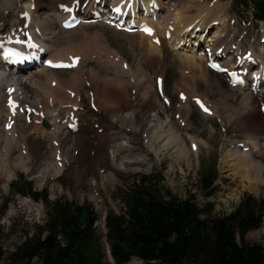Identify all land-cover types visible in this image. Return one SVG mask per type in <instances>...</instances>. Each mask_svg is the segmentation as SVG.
<instances>
[{
    "label": "bare ground",
    "instance_id": "1",
    "mask_svg": "<svg viewBox=\"0 0 264 264\" xmlns=\"http://www.w3.org/2000/svg\"><path fill=\"white\" fill-rule=\"evenodd\" d=\"M205 1L0 0V44L31 41L36 52L45 54V60L63 63L60 69L42 65L15 70L7 66L0 52V180L4 186L9 187L17 168L25 169L31 177H40V186L47 185L51 175L66 171L67 163L69 174L79 185L90 181L94 187L99 185L106 189L112 186L117 168L140 162L122 156L124 151L127 153V145L117 144V137L126 135L127 125L131 124L133 129L139 127L138 118L149 123L145 131L148 149L157 155L165 149H174L180 158L191 161L193 153L199 150L198 141L190 138L193 153L189 151L185 139L178 133L184 119L177 126L171 116L168 119L160 116L164 109L156 105L157 101L155 104L149 102L148 90L151 92V88L145 84L151 77L140 67V59L148 65L154 60L180 62L182 67L185 65L189 72L192 71V78L210 77L220 87H223L222 73L240 72L245 84L231 90L240 92L246 106H250L252 93L259 99V105L256 103L247 108L243 115L240 114L241 124L237 123L243 134L249 131L251 128L245 119L264 106V56H257L254 49L241 55L240 48L231 45L232 25L222 19L221 12L215 10L217 13L213 14L216 4L209 6ZM181 2L184 10H176V5ZM106 6L107 10L110 8L109 13L99 23L96 16ZM193 8H197V13L190 15ZM71 16L80 18L81 22L75 28L66 29L63 25ZM116 16L119 19L115 30L124 19V24L127 20L140 24L141 19L154 29L152 35L141 31L125 33L135 43L133 48L138 58L135 67L108 39L105 40L104 33L88 31L99 24L112 26ZM214 26H217L216 33L209 36L206 47L197 48L205 33ZM190 42L193 43L191 47ZM215 67L221 71L214 70ZM133 88L137 94L144 89L143 103L149 105L145 111H139L140 114L130 101L135 97V93L129 92ZM185 90L189 92V89ZM83 92L94 108L110 113L111 121L102 124L103 129L99 127L102 118L85 110ZM123 95L129 100H124ZM182 101L181 109L188 106L185 97ZM149 110L154 112L152 119L148 118ZM87 114L92 119L89 118L88 123L83 121ZM235 143L231 149H225L224 163H230L247 186L264 184V165L254 157L255 140L240 142L243 152L235 147ZM139 261L135 258L130 264H139Z\"/></svg>",
    "mask_w": 264,
    "mask_h": 264
},
{
    "label": "rangeland",
    "instance_id": "2",
    "mask_svg": "<svg viewBox=\"0 0 264 264\" xmlns=\"http://www.w3.org/2000/svg\"><path fill=\"white\" fill-rule=\"evenodd\" d=\"M205 2L209 6L216 4L213 14L216 15L217 11L221 12L222 19L225 18L232 25L233 39L231 45L239 47L241 55L247 54L246 52H253L254 49L257 56H264V22L256 20L252 5L246 6L242 0H206ZM178 4L176 10L181 9L183 3ZM106 8L107 6L99 12L100 21L106 14ZM196 13L197 8H193L189 14L195 15ZM170 23L172 24V21ZM215 28L217 26L205 33L197 48L206 47L209 36L216 33ZM88 31L90 33L96 31L104 33L105 40L108 39V42L135 67L137 62L135 60L138 58H136L133 48L134 41L125 34L129 32L115 30L114 26L100 24L88 29ZM137 32L139 31L131 33ZM187 39L186 43L189 42ZM189 46H193V43L191 45L190 42ZM177 48L180 49L179 44H177ZM138 61L140 67L144 68L151 77L150 82L145 84L146 87L151 88V92L148 90L149 102L155 104L157 101L156 105L158 104L164 109L160 116L164 119L171 116L170 119H174L178 124L177 126H179L178 122L184 119L178 133L185 139L184 141L192 153L190 138L194 137L198 141V152L193 153L190 158L191 161L183 157L180 158L174 149H165L157 155L154 150L148 149L145 132L149 127L148 121L143 122L138 118L139 127L133 129L131 124L127 125L125 127L126 135L117 137L120 140L117 144L120 146L123 143L127 145V153L124 151L126 154L123 152L122 156H129L132 162L138 160L140 162L130 167L117 168L114 184L106 189L102 186L99 187V185L94 187L90 181L79 185L77 180L69 174L68 163L64 173H54L50 176V182L42 186H40V177L36 178L34 175L31 177L32 175L27 173L25 169L17 168L16 176L10 180L9 187L4 186L0 180V234L5 248L10 249L17 245L23 239L26 230L31 233L36 225H42L45 222L47 216V203L43 199H35L32 194L24 189V184L27 181L33 182V191H47L50 201L62 198L68 202L89 203L94 206L99 215L97 222L99 240L94 244L93 251L97 252L102 249L106 254L108 264H114V261L105 237L107 232L106 214L111 210L117 212L124 210L125 200L122 192L142 177L155 178L156 186L165 198L172 195L181 198L192 196L201 207L211 203L212 206H210L209 211L214 216L230 213L246 194L254 195L257 198L264 197V184H255L253 187L247 186L246 181L242 182V178L235 174L230 163H224L223 159L225 149L228 147L231 149L235 141L238 142L235 143V147L243 152L244 149L240 142L248 143L255 140L257 148L254 150V157L258 161H262L264 165V106L258 108L256 113L250 114L248 120L245 119L251 128L249 131H244L243 134V131H240L237 126V123L241 124L240 114L243 115L247 108L255 106L256 103L257 106L259 105L256 94H251L250 106H246L240 92L237 89L231 90L237 86H233L224 73L221 74L223 87H220L213 83V79L210 77H206L208 79L192 78V71L189 72L185 65L182 67L180 62L177 64V61L154 60L149 65L143 59ZM186 88L189 89V92L185 90ZM86 89H88L87 86ZM122 90L124 95H128L127 91L120 88V91ZM129 92L135 93L134 99H130V101L137 106V114L149 107L147 103H143L145 100L144 89H140L138 94L134 88L129 89ZM124 95V100L128 101L129 98H125ZM183 97L187 99L188 106L181 109ZM124 100L123 105L125 106L126 101ZM82 103L85 104L87 112L95 114L98 119L102 118L100 128L103 129L102 124L110 123L111 118L108 116L110 113L105 109L99 111L94 108L85 92H83ZM153 113L148 111L149 119H152ZM86 116L83 121L88 123L92 119L88 114ZM117 130H119L118 127ZM206 174L217 177L214 194L211 196L205 195L206 191L200 183V178ZM245 240L264 245V222L261 228L250 231ZM140 261L139 264H143V261ZM132 262H135V258L128 264ZM34 264L39 263L35 261Z\"/></svg>",
    "mask_w": 264,
    "mask_h": 264
},
{
    "label": "trees",
    "instance_id": "3",
    "mask_svg": "<svg viewBox=\"0 0 264 264\" xmlns=\"http://www.w3.org/2000/svg\"><path fill=\"white\" fill-rule=\"evenodd\" d=\"M252 5L256 20L264 21V0H242ZM217 177L200 178L206 196L214 194ZM27 190L47 205L42 225L25 231L23 239L8 249L0 234V264H108L99 240V215L89 203L62 198L50 201L47 191ZM125 208L108 211L106 240L114 264H127L134 257L143 264H264V245L250 243L246 235L262 227L264 197L246 194L225 215H211V203L201 207L192 196L165 198L153 177H142L123 192Z\"/></svg>",
    "mask_w": 264,
    "mask_h": 264
},
{
    "label": "snow or ice",
    "instance_id": "4",
    "mask_svg": "<svg viewBox=\"0 0 264 264\" xmlns=\"http://www.w3.org/2000/svg\"><path fill=\"white\" fill-rule=\"evenodd\" d=\"M203 107V106H202ZM205 111H207V109H205Z\"/></svg>",
    "mask_w": 264,
    "mask_h": 264
}]
</instances>
